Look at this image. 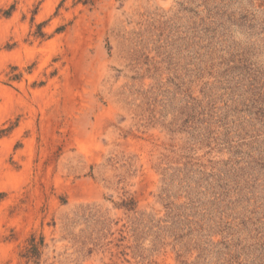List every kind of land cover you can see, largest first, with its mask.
Returning <instances> with one entry per match:
<instances>
[{
    "label": "rangeland",
    "instance_id": "rangeland-1",
    "mask_svg": "<svg viewBox=\"0 0 264 264\" xmlns=\"http://www.w3.org/2000/svg\"><path fill=\"white\" fill-rule=\"evenodd\" d=\"M0 264H264V0H0Z\"/></svg>",
    "mask_w": 264,
    "mask_h": 264
},
{
    "label": "trees",
    "instance_id": "trees-1",
    "mask_svg": "<svg viewBox=\"0 0 264 264\" xmlns=\"http://www.w3.org/2000/svg\"><path fill=\"white\" fill-rule=\"evenodd\" d=\"M36 248V247H35Z\"/></svg>",
    "mask_w": 264,
    "mask_h": 264
}]
</instances>
